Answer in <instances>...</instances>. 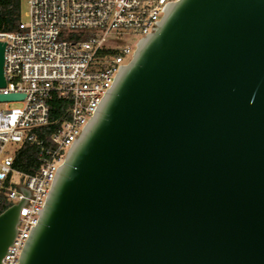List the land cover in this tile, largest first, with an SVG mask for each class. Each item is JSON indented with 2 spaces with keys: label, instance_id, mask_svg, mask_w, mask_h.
<instances>
[{
  "label": "water",
  "instance_id": "1",
  "mask_svg": "<svg viewBox=\"0 0 264 264\" xmlns=\"http://www.w3.org/2000/svg\"><path fill=\"white\" fill-rule=\"evenodd\" d=\"M162 10L58 166L17 264H264V0ZM21 204L0 214V264Z\"/></svg>",
  "mask_w": 264,
  "mask_h": 264
},
{
  "label": "built area",
  "instance_id": "2",
  "mask_svg": "<svg viewBox=\"0 0 264 264\" xmlns=\"http://www.w3.org/2000/svg\"><path fill=\"white\" fill-rule=\"evenodd\" d=\"M174 1L28 0V22L19 19L13 28L0 30V40L6 43V84L0 93L24 95L0 101L22 103L0 108V194L11 205L22 203L16 235L2 264L18 263L58 166L94 115L119 66L130 61L132 47H114L110 33L134 30L144 37L157 27L165 4ZM54 96L67 103L61 120L51 115ZM27 143L36 148L35 173L15 166Z\"/></svg>",
  "mask_w": 264,
  "mask_h": 264
},
{
  "label": "trees",
  "instance_id": "3",
  "mask_svg": "<svg viewBox=\"0 0 264 264\" xmlns=\"http://www.w3.org/2000/svg\"><path fill=\"white\" fill-rule=\"evenodd\" d=\"M21 0H0V30H9L20 19ZM51 115L61 120L66 114L67 103L56 96L50 100ZM15 166L27 173H35L38 162L34 144L27 143L16 156ZM11 201L0 194V214L11 206Z\"/></svg>",
  "mask_w": 264,
  "mask_h": 264
},
{
  "label": "rangeland",
  "instance_id": "4",
  "mask_svg": "<svg viewBox=\"0 0 264 264\" xmlns=\"http://www.w3.org/2000/svg\"><path fill=\"white\" fill-rule=\"evenodd\" d=\"M29 13V3L28 0H21V10H20V20L23 22H28ZM87 33L84 38H87ZM142 38V34L134 30H124V31H113L109 35V41L114 47H123L125 45L132 47V54L128 57L131 60L132 55L136 49L137 40ZM128 58L126 61H129ZM20 102H10V103H0V108L5 109L7 107L21 106Z\"/></svg>",
  "mask_w": 264,
  "mask_h": 264
}]
</instances>
